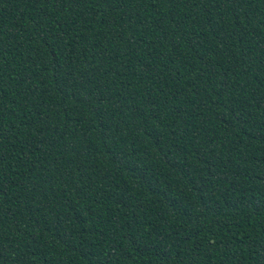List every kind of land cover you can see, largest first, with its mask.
Segmentation results:
<instances>
[{
    "label": "trees",
    "instance_id": "1",
    "mask_svg": "<svg viewBox=\"0 0 264 264\" xmlns=\"http://www.w3.org/2000/svg\"><path fill=\"white\" fill-rule=\"evenodd\" d=\"M0 264H264V0H0Z\"/></svg>",
    "mask_w": 264,
    "mask_h": 264
}]
</instances>
